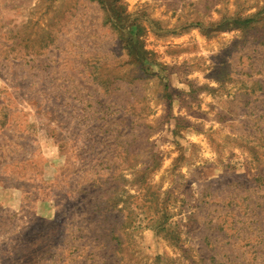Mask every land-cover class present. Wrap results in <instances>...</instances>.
Masks as SVG:
<instances>
[{"label": "rangeland", "instance_id": "1", "mask_svg": "<svg viewBox=\"0 0 264 264\" xmlns=\"http://www.w3.org/2000/svg\"><path fill=\"white\" fill-rule=\"evenodd\" d=\"M0 264H264V0H0Z\"/></svg>", "mask_w": 264, "mask_h": 264}]
</instances>
